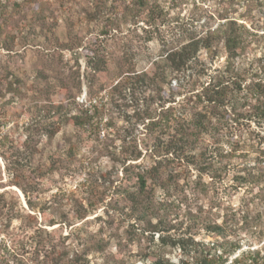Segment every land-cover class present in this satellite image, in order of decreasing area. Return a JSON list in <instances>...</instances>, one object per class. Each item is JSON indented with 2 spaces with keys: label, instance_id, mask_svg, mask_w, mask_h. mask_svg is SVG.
Listing matches in <instances>:
<instances>
[{
  "label": "trees",
  "instance_id": "16d2710c",
  "mask_svg": "<svg viewBox=\"0 0 264 264\" xmlns=\"http://www.w3.org/2000/svg\"><path fill=\"white\" fill-rule=\"evenodd\" d=\"M36 1L0 0L3 50L10 51L19 34L10 27L13 16L25 7L33 9ZM57 1L70 10L69 0ZM177 1L98 0L92 11L82 10L86 20L97 25L93 38L84 40L85 36L71 32L59 45L84 51L85 100L78 98L81 80L77 69V85H64L61 99L13 114L12 102H21L28 91L18 67L14 70L0 56V187H18L32 211L20 208L17 196L7 198L5 189L0 192V264H89L88 255L102 258L95 264H125L130 254L120 249L123 255L118 250L116 257L108 251L110 234L89 229L83 221L74 226L107 196L104 214L129 217L123 242L148 243L132 255L145 264H264L261 249H240L239 241L227 238V220L217 221L212 206L188 205V193L184 194L182 186L189 183L205 194L209 184L202 182L204 176H220L222 168L217 164L237 152L249 155L251 151L252 161L264 165V35L224 12L217 16L215 26L197 28L186 21L173 24L178 30L167 37L165 27L179 19ZM227 2L229 9L234 2ZM34 12L43 15L41 8ZM71 15L69 11L68 19ZM123 25L142 30L144 40L156 38L162 43L159 53L143 67L125 54H107L103 38L122 31ZM128 96L130 102L125 101ZM252 124L260 131H249L251 142L233 136V130ZM67 125L73 132L66 139L63 156L71 160L87 145L91 162L99 154L114 167L120 166L116 184L109 175L110 183L100 182L99 189L91 184L89 174L77 183L76 192L59 196L57 187L55 193L49 192L55 187L52 176L60 158L55 151L43 155V148ZM129 126L132 134H125ZM256 164L236 179L239 184L247 183L256 197H264V170ZM81 166L79 159L75 174ZM191 176L192 181H186ZM47 192L48 197H56L53 207L44 206ZM13 219L20 223L15 231ZM64 228L68 232L62 235ZM114 233L118 244L123 236L117 230ZM199 233L213 239H196ZM71 244L74 250L69 257ZM167 246L180 251L176 262L160 251Z\"/></svg>",
  "mask_w": 264,
  "mask_h": 264
},
{
  "label": "rangeland",
  "instance_id": "374dc122",
  "mask_svg": "<svg viewBox=\"0 0 264 264\" xmlns=\"http://www.w3.org/2000/svg\"><path fill=\"white\" fill-rule=\"evenodd\" d=\"M42 1L37 0L33 9L25 7L20 15L13 16L14 21H11L10 27L11 29H17L19 34L15 38L12 49L6 51L0 45L1 60L3 59L10 67L14 66V70L18 67V74L24 76L25 87L28 91L27 97L21 102H12L10 112L12 111L16 115H19L21 109L32 110L33 105L38 104L41 106V103L61 99L64 96V85L70 87L77 85L75 83L78 78L77 69L80 71L79 78L81 80L80 91L77 93L78 98L79 100L87 99V84L84 77V51L81 48L72 50L62 49L59 44L60 42L67 41L71 32L75 34L80 33L85 36L83 38L84 40L93 38L97 25L94 21L86 20L82 10L92 11L94 9V2L98 0H69L66 5L73 14L71 15V19H68L69 11L61 6L57 0ZM107 1L111 2L112 0ZM227 1H177L179 5L175 11H179V19L178 22H171V27H165L166 36H173V33L178 28L174 26L175 29H173L172 25L180 21H186V23L193 24L197 28L209 25L215 26L218 21L217 16L219 17L224 12H231L233 16L235 15L240 21L246 23L250 30H254L259 36L264 35V0H232L234 3L229 9L226 8ZM36 7L37 9L41 8L43 15L39 12H34ZM174 17V19H177L176 15ZM141 31L140 29H133L132 27L123 25L122 31H112L106 38L102 37L107 46V54H125L133 61L137 60L139 67H143L150 57L159 53L162 43L156 38L144 40ZM129 98L130 96L125 101L130 102ZM39 112L40 110H38V113L36 111L35 114H39ZM12 116L14 117V115ZM119 124H121V121H119ZM125 126H128V124ZM253 128L256 132L260 131V127L252 124L250 127L245 126L243 129L233 130V136L249 143L252 141L253 135L250 137L248 133ZM72 132L73 128L69 125L63 126L52 140V143L46 144L43 148V155H50V151H55L54 155L60 158L58 161L59 169L52 176V183L54 182L55 187L51 186L53 188L49 192L53 191L55 193L57 190L56 187L58 188L57 192L59 196L72 191L76 192L77 183L84 182L86 176L89 174L91 175V184L99 186V189L102 187L100 182H103L104 185L110 183L111 179H109V175L114 179L113 184H116L118 182L116 177H119L121 174L120 166L117 165L114 167L111 160L99 154H95L97 158H92L91 162V159L86 155L89 150L87 145L79 148L75 157L71 160L63 156V150H66L68 147L66 145V139ZM124 133L132 134L131 127L129 126L124 129ZM256 140L258 141V138ZM224 146H226V151H228V145L225 144ZM249 152V155H242L237 152L234 155H230V157L223 158L222 162L217 164V167L222 168L220 176L211 178L209 175H205L202 182H208L209 184L205 194L200 193L189 183H184L182 186L183 189H186L184 194L188 193V199L186 198V201H189L188 205L196 206L203 204L204 207L210 205L214 212L213 216L217 218V221L227 220L226 226L227 229H230L229 235L227 236L228 239L239 241L241 244L240 249L259 248L264 255V197H256L253 193L254 191H251V187L247 183L239 184L236 179V176L244 174L251 164H256L252 161L254 156L253 152ZM79 159L82 161V166L79 172L75 174L74 164ZM256 165L260 170H264V165L261 162ZM118 166L119 168H117ZM65 170H67V173L61 172ZM194 172L195 170H191L192 174ZM4 177L7 176L4 175ZM189 178L186 181H192L193 176ZM4 189L7 198H15L17 196L19 198L18 203L20 202V208L24 207L27 211L32 212L30 209H27L24 197L18 187L6 185L2 188L0 187V192ZM49 192H47V197L44 196V198H48L44 206L48 205L53 207L52 201L56 197H53V195L48 197ZM57 199L59 200L58 196ZM108 199L109 197L107 196L103 203H100L85 219L76 221L74 226L81 224L83 221L89 229H93L94 231L101 230L104 236L110 234L111 243L109 244L108 251L113 252L116 257L118 250L120 255L130 254L131 257L125 264H145L143 261L136 260V257L132 255L140 250V246H145L148 243L142 241L141 245L138 246L137 244H125L123 242V230L127 222H129V217L124 215H111L110 217L108 214H104L105 204ZM35 213L38 212L36 211ZM171 216L176 217L175 213H172ZM240 216L243 219L246 217L247 221L245 223L243 220L241 221ZM2 220L6 221V217H3ZM12 226L15 231L20 226V223L18 220L13 219ZM116 230L123 236V238L120 237L121 241L118 244L112 238V234H115L114 232ZM27 231L29 233L31 232L29 230ZM67 232L68 228H64L62 235L67 234ZM195 236L196 239L206 241L213 239V236L203 233L195 234ZM153 240L154 242L158 241L156 234ZM153 246L156 250L159 249V247H156L157 243L153 244ZM69 249L70 257L73 254L74 246L71 244ZM120 249L123 250V254ZM160 251L163 252L165 257L174 262L182 256L178 249H171L168 246L160 249ZM28 254L25 253V257ZM87 257L89 264H95V260L97 263H100L102 260L101 257L91 258L89 255ZM112 264L114 263L112 262Z\"/></svg>",
  "mask_w": 264,
  "mask_h": 264
}]
</instances>
